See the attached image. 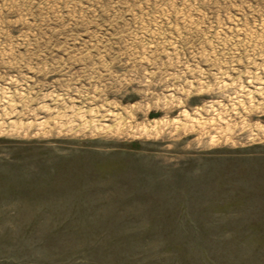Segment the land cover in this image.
Returning a JSON list of instances; mask_svg holds the SVG:
<instances>
[{
  "label": "rangeland",
  "instance_id": "374dc122",
  "mask_svg": "<svg viewBox=\"0 0 264 264\" xmlns=\"http://www.w3.org/2000/svg\"><path fill=\"white\" fill-rule=\"evenodd\" d=\"M205 4L202 36L185 29L141 46L152 66L143 79L158 75L161 88L134 108L135 86L119 107L101 96L131 82L99 55L114 56L107 32L98 47L87 34L63 51L22 45L69 77L67 94L0 67V264H264V17ZM83 45L75 58L95 64L89 83L59 61ZM19 47L0 43V58L19 66ZM127 53L128 76H140L135 41Z\"/></svg>",
  "mask_w": 264,
  "mask_h": 264
},
{
  "label": "clouds",
  "instance_id": "9594fccd",
  "mask_svg": "<svg viewBox=\"0 0 264 264\" xmlns=\"http://www.w3.org/2000/svg\"><path fill=\"white\" fill-rule=\"evenodd\" d=\"M213 11L210 13L213 18L215 15V2ZM219 10L222 15L227 12H236L238 14H247L249 17H255L260 20L264 17V0H220ZM207 11L205 0H88L85 5L81 0H27L23 5H17L13 2L0 3V43H11L20 45L15 48L16 59H24L25 62L19 66L11 63L9 60L0 58V67L6 68L10 73H16L21 80L39 78L41 88L45 92L56 94H67L70 89L67 87L69 77L61 75L59 69H45L46 63L50 64L49 59H44L43 54L40 59L25 58L28 49L22 47L25 43L35 45L39 40V48L43 49L46 41L54 40L59 45V50L68 48L69 44L83 39L84 35L94 38L97 33L104 34L103 41L108 43L114 54L109 57L104 51L99 53L103 57V63L110 65V70L116 79L131 82L123 86L114 82L108 83L105 90L101 92L104 103L112 107L122 105V97L128 95L129 89L135 86L136 94L139 96L134 103L128 105L134 108L145 100L146 91L153 92L159 86V76L153 80H144L143 77L150 75L151 64L142 62L141 46L155 45L160 37L168 38L167 33L171 32L173 36L184 34L185 29L191 32L201 34L207 28L203 23L204 12ZM15 16V18H12ZM171 25V27H169ZM13 26L21 27L23 31L20 35L13 33ZM79 33V37L77 34ZM100 37V36H99ZM94 45L99 46V41L95 39ZM135 41L137 49V68L141 71L140 76L129 77L132 71L133 60L127 53V46H132ZM61 45L63 46L61 48ZM85 45L68 56L67 61L61 59V68H67L73 76H77V82L87 81V70L94 67L95 64H89L87 60L83 63L76 57V52H80ZM35 47L32 51H35ZM46 50V49H45ZM90 53L92 49L89 47ZM210 51L214 50L210 49ZM124 53L121 57L119 54ZM65 55H68L65 53ZM193 53L191 49L185 51L183 59L189 64L193 62ZM74 59V62H69ZM95 62V58H92ZM196 63L203 68L205 73L210 71V66L200 57H195ZM35 69V71H33ZM159 70H157L158 72ZM51 80V82H49ZM152 83V88H145V85ZM87 91H92L89 88ZM160 96L159 94H156Z\"/></svg>",
  "mask_w": 264,
  "mask_h": 264
}]
</instances>
